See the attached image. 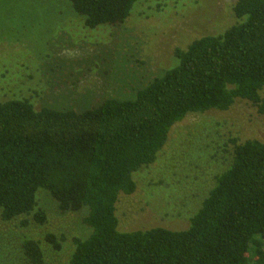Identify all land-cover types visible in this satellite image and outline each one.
Instances as JSON below:
<instances>
[{
	"label": "trees",
	"instance_id": "trees-1",
	"mask_svg": "<svg viewBox=\"0 0 264 264\" xmlns=\"http://www.w3.org/2000/svg\"><path fill=\"white\" fill-rule=\"evenodd\" d=\"M67 1L94 30L123 24L143 0ZM232 14L234 24L221 34L176 49L175 63L135 87V99L110 98L81 112L0 101V220L41 228L47 198L62 215L85 208L90 234L71 240L66 264H264L259 140L223 144L226 167L187 229L120 232L116 216L119 194L135 193L134 174L156 161L171 128L186 116L226 112L245 101L264 117V0H236ZM23 238L27 264H43L40 241ZM60 239L47 234L45 242L61 252Z\"/></svg>",
	"mask_w": 264,
	"mask_h": 264
},
{
	"label": "rangeland",
	"instance_id": "rangeland-1",
	"mask_svg": "<svg viewBox=\"0 0 264 264\" xmlns=\"http://www.w3.org/2000/svg\"><path fill=\"white\" fill-rule=\"evenodd\" d=\"M235 1L143 0L123 24L90 30L67 0H0V101L81 112L110 98L135 99V87L175 63L176 49L233 25ZM229 138L264 142V117L237 101L226 112L189 114L176 123L156 161L134 174L135 193L119 194L118 230L187 229L226 167L221 151ZM50 200L54 205L42 201L48 217L41 228L0 220V264H27L20 249L26 235L40 241L43 264H66L71 240L90 234L85 208L62 215ZM47 234L65 240L61 252L45 242Z\"/></svg>",
	"mask_w": 264,
	"mask_h": 264
}]
</instances>
